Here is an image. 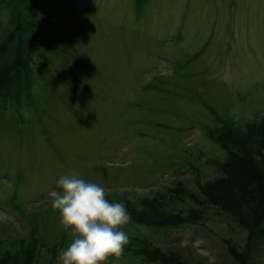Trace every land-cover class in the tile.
Segmentation results:
<instances>
[{"label":"rangeland","instance_id":"374dc122","mask_svg":"<svg viewBox=\"0 0 264 264\" xmlns=\"http://www.w3.org/2000/svg\"><path fill=\"white\" fill-rule=\"evenodd\" d=\"M56 1L29 28L28 97L0 103V254L33 236L34 264H60L71 242L50 206L61 176L101 185L113 203L175 191L172 203L195 206L182 189L197 197L225 157L212 131L264 114V0ZM6 17L0 8V34ZM202 208L174 230L130 221L127 245L146 238L187 264H234L226 245L245 231ZM125 248L118 264H158Z\"/></svg>","mask_w":264,"mask_h":264},{"label":"trees","instance_id":"16d2710c","mask_svg":"<svg viewBox=\"0 0 264 264\" xmlns=\"http://www.w3.org/2000/svg\"><path fill=\"white\" fill-rule=\"evenodd\" d=\"M49 4L55 7L59 3L56 0H0V8L7 14L0 34V103L10 101L16 105L28 97L32 83L30 54L34 49L28 41L34 35L31 29L41 25L42 12ZM139 8L140 3L136 11ZM210 137L224 151L225 157L214 162L220 171L218 175L196 185L197 197L182 189V196L194 200L195 206L184 202L181 207L172 203L175 191L162 199L142 198L139 203L123 204L130 221L156 231L174 230L201 221L202 206L225 213L245 231L243 244L237 249L226 245V253L234 264H256L252 256L264 241V114L243 123L224 121ZM31 240L32 243L21 244L13 251H3L0 264H34L32 258L37 242L33 236ZM125 250L158 264H187L146 238L133 240Z\"/></svg>","mask_w":264,"mask_h":264},{"label":"clouds","instance_id":"9594fccd","mask_svg":"<svg viewBox=\"0 0 264 264\" xmlns=\"http://www.w3.org/2000/svg\"><path fill=\"white\" fill-rule=\"evenodd\" d=\"M58 192L50 193V206L71 236L59 253L60 264H112L129 243L123 231L131 217L123 203L109 202L106 189L73 172L57 180Z\"/></svg>","mask_w":264,"mask_h":264}]
</instances>
